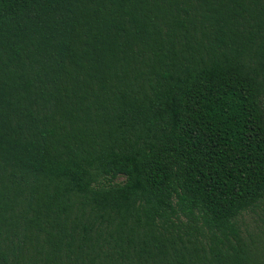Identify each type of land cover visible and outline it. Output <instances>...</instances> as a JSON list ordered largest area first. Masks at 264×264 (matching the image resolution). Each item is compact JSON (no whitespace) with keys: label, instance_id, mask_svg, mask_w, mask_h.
I'll list each match as a JSON object with an SVG mask.
<instances>
[{"label":"trees","instance_id":"obj_1","mask_svg":"<svg viewBox=\"0 0 264 264\" xmlns=\"http://www.w3.org/2000/svg\"><path fill=\"white\" fill-rule=\"evenodd\" d=\"M0 264H264V0H0Z\"/></svg>","mask_w":264,"mask_h":264}]
</instances>
